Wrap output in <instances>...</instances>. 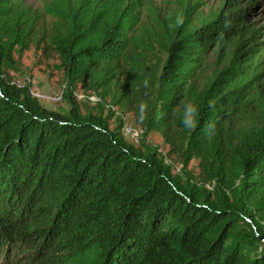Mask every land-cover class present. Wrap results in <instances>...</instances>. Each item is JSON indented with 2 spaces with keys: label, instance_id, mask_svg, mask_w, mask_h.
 <instances>
[{
  "label": "trees",
  "instance_id": "16d2710c",
  "mask_svg": "<svg viewBox=\"0 0 264 264\" xmlns=\"http://www.w3.org/2000/svg\"><path fill=\"white\" fill-rule=\"evenodd\" d=\"M20 3L0 0V66L13 63ZM55 4L64 32L52 43L68 79L128 56L141 0ZM233 4L168 37L163 96L147 125L172 117L197 150L214 140L225 165L214 177L233 179L236 202L215 204L183 185L156 150L128 144L106 117L70 100L46 109L0 78V264H264V71L250 62H264V22L254 28ZM212 51L225 67L199 85ZM245 110L260 119L234 135Z\"/></svg>",
  "mask_w": 264,
  "mask_h": 264
},
{
  "label": "rangeland",
  "instance_id": "374dc122",
  "mask_svg": "<svg viewBox=\"0 0 264 264\" xmlns=\"http://www.w3.org/2000/svg\"><path fill=\"white\" fill-rule=\"evenodd\" d=\"M72 3L74 0H60ZM233 2L234 8H247L248 20L254 28L264 22V9L259 0H141L137 7L138 21L134 27L128 56L117 65H101L82 81L70 80L53 46V39L63 34V23L54 17L55 0H21L19 11L18 41L12 42L13 63L0 66V78L31 97L46 109L66 108L67 101H75L82 113L106 117L111 129L139 150H156L171 174L180 183L207 195L215 204L227 199L236 202L232 183L227 173L223 178L214 175L225 167L219 161L222 150L212 140L199 143L200 150L187 142V131L176 126L174 118H168L164 126L150 127L147 117L155 102L163 96L160 75L167 58L165 42L178 28L200 26L211 20L225 2ZM11 31L8 30V38ZM6 38V39H7ZM247 54L238 59L243 61ZM262 59V58H261ZM225 57L214 51L208 55L206 65L196 82L206 83L225 67ZM254 71H264V62L251 58ZM239 64V63H238ZM239 65H246L241 63ZM259 115L245 110L241 118L230 127L234 135L245 127L255 124ZM202 162V157H207ZM256 220L260 223L259 217ZM245 227L251 224L245 220Z\"/></svg>",
  "mask_w": 264,
  "mask_h": 264
},
{
  "label": "clouds",
  "instance_id": "9594fccd",
  "mask_svg": "<svg viewBox=\"0 0 264 264\" xmlns=\"http://www.w3.org/2000/svg\"><path fill=\"white\" fill-rule=\"evenodd\" d=\"M186 110L189 111V112L193 111V107L191 105H188V106H186Z\"/></svg>",
  "mask_w": 264,
  "mask_h": 264
}]
</instances>
